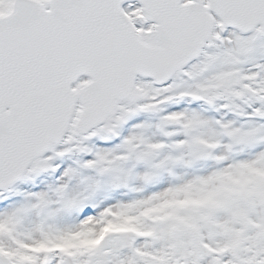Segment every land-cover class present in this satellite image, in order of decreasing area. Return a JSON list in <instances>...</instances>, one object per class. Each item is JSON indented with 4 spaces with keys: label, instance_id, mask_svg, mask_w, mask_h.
<instances>
[{
    "label": "snow or ice",
    "instance_id": "6c2138e0",
    "mask_svg": "<svg viewBox=\"0 0 264 264\" xmlns=\"http://www.w3.org/2000/svg\"><path fill=\"white\" fill-rule=\"evenodd\" d=\"M0 264H264V0H0Z\"/></svg>",
    "mask_w": 264,
    "mask_h": 264
}]
</instances>
